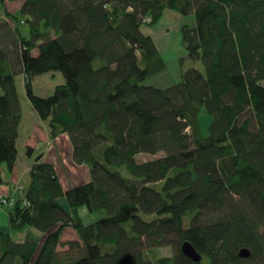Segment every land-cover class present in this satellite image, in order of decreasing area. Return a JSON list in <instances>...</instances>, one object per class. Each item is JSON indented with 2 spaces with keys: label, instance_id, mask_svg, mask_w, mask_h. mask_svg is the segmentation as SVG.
Instances as JSON below:
<instances>
[{
  "label": "trees",
  "instance_id": "obj_1",
  "mask_svg": "<svg viewBox=\"0 0 264 264\" xmlns=\"http://www.w3.org/2000/svg\"><path fill=\"white\" fill-rule=\"evenodd\" d=\"M165 10L192 17L181 42L201 70L157 88L143 83L166 65L140 26ZM5 16L0 166L11 172L16 162L21 75L48 138L66 134L90 179L64 191L35 157L8 212L12 231L29 232L22 241L0 232V264H264V0H24ZM51 72L64 83L34 95L32 79ZM200 113L211 117L205 135ZM81 207L100 217L84 224ZM66 228L76 239L61 241Z\"/></svg>",
  "mask_w": 264,
  "mask_h": 264
},
{
  "label": "rangeland",
  "instance_id": "obj_2",
  "mask_svg": "<svg viewBox=\"0 0 264 264\" xmlns=\"http://www.w3.org/2000/svg\"><path fill=\"white\" fill-rule=\"evenodd\" d=\"M0 8L2 12L3 7L1 6V4H0ZM192 22L193 19L190 16L184 17L179 15L175 11L165 10L163 12L162 17L159 19V21L156 24L154 25L143 24L140 26V31L143 34L151 37L162 60L166 65L164 70H162L161 72L155 75L148 77L144 81L143 83L144 85L154 86L157 88H165L179 82L181 80V75L184 70L188 68H196L201 70V63L199 61H192L187 57L186 51L181 42L180 26L183 24L191 25ZM21 29L23 30L24 28ZM32 56L33 58L37 56L35 51H32ZM101 65H102L101 60H95L93 62L94 68H98ZM14 83L24 119L19 124L18 139L16 142L17 161L15 162L16 163L15 167L17 168L16 169L17 178L14 182L11 181L10 172H8L5 166L2 165L1 172L2 173L5 172L6 174L5 184L6 186H8L10 192L12 193L14 192V195H11L10 192H8V190H4V191L0 190V196H7V197L12 196L9 197L10 202L8 203V206H4L0 204V232L8 234L15 241H22L24 239V236L29 231H27L26 229L22 232H14L11 230L8 222V212L11 209L10 206L12 205L11 199L14 202L17 198L20 197L19 192L22 194V189L25 188V186L27 185L26 183L29 179L28 169L30 168L31 164L34 162L35 157L40 155L41 162L49 163V161L47 157L43 158L41 153L35 151L34 144H31L33 142L32 139L26 142L28 144L27 146L22 147V143L27 138V135L30 132L29 125H31V120L28 117L30 112L33 113V110H31V106L24 93L21 75L15 76ZM63 83H64V79L59 72H51L34 77L31 81V88L34 95L40 97H47L52 94L56 86L61 85ZM210 122H211V117L208 114L200 113L198 115V123L203 135L206 134L207 127L209 126ZM42 135H43L42 133L41 134L39 133L40 139H42L43 137ZM47 138H48V132H47ZM54 139H51V141H53ZM48 140L50 139L48 138ZM51 141H47L45 143V146L50 144ZM56 147H57V151L55 152L57 153H54L53 151L52 152L53 154H51L52 156L51 159L53 160L56 159L55 161L56 162L58 161L60 164L59 168L62 173L63 188H68V186H72L84 182L88 175L86 168L82 167V168H77L76 170H71L70 168H68V163L64 158V156L66 157V155H68L71 150V145L68 136L66 134L64 136H61L57 140ZM26 148H30L31 156H29L26 153ZM157 156H160V154L155 156L139 154L136 156V161L144 162L151 160ZM74 174L76 180L75 179L69 180ZM58 202L65 209H68V205L64 197L58 199ZM78 211H79L78 214L84 224L92 223L100 217V214L98 213H89L85 207H81ZM30 232L34 233L37 237H39L40 241L43 239L44 235L39 234L38 232L35 231H30ZM73 239H76L74 232L70 228L64 229V231L61 234V241L65 242ZM65 249H66L65 247L58 248V250L61 252L65 251ZM158 254L161 256H167L169 255V250L166 248L160 249L158 251Z\"/></svg>",
  "mask_w": 264,
  "mask_h": 264
},
{
  "label": "crops",
  "instance_id": "obj_3",
  "mask_svg": "<svg viewBox=\"0 0 264 264\" xmlns=\"http://www.w3.org/2000/svg\"><path fill=\"white\" fill-rule=\"evenodd\" d=\"M23 1L24 0H15L13 2H4L3 4L0 3L1 6L3 7L2 12H1V8H0V19H6L5 10L8 13H10V14H17L19 12V8H20L21 4L23 3ZM28 118L31 120V125H29L30 132L27 135V138L22 143V147L27 146L28 144L26 142L29 141L30 139L33 140V142L31 144H34L35 151L38 152V153H41L43 158L47 157L49 163H51L53 165V167L55 169V172H56V175H57V177H58V179L60 181V184L62 186V189L64 191L69 189L70 187L77 186V185L84 184V183L88 182L89 179H90L89 178L88 168L86 166H83V165H75L72 162V160H71V150H70V153L68 155H66V157L64 156V158L66 159V161L68 163V168H70L71 170H76L77 168L85 167L86 170H87V174L88 175H87V178L85 179L84 182H82L80 184L68 186V188H63L62 173H61L60 168H59L60 164H59L58 161L57 162L55 161L56 159H54V160L51 159L52 158L51 154H53L52 153L53 151H54V153H57V152H55V151H57V147H56L57 140L61 136H64L65 134H61V135L57 136L53 141L48 140V138H47V130H46V123L41 121L34 112L33 113L30 112ZM23 119H24V117H23V112H22L21 122H22ZM18 133H19V127H18ZM39 133L43 134L42 135L43 136L42 139L39 138ZM17 139H18V137H17ZM17 139H16V142H17ZM47 141H51V142H50V144L45 146V143ZM15 166H16V163H15L12 171L10 172V178H11L12 182H14L16 180V178H17L16 177L17 176V171H16L17 168ZM66 168H67V166H66ZM1 170H2V165L0 166V173H1L0 175L2 176L1 183H0V190H3V191L4 190H8V192H10L8 186H6V184H5L6 174H5V172L2 173ZM73 179L76 180L75 174L69 180H73ZM64 180H65V178H64ZM66 180H67V178H66ZM26 184H28V181H27ZM10 194L14 195V192L13 193L10 192ZM19 195L21 196L20 192H19ZM9 197H12V196H9Z\"/></svg>",
  "mask_w": 264,
  "mask_h": 264
},
{
  "label": "water",
  "instance_id": "obj_4",
  "mask_svg": "<svg viewBox=\"0 0 264 264\" xmlns=\"http://www.w3.org/2000/svg\"><path fill=\"white\" fill-rule=\"evenodd\" d=\"M181 253L192 262H199L201 256L196 252L194 247L189 242H183L180 247ZM238 255L242 258H247L249 256V251L247 249H241Z\"/></svg>",
  "mask_w": 264,
  "mask_h": 264
},
{
  "label": "built area",
  "instance_id": "obj_5",
  "mask_svg": "<svg viewBox=\"0 0 264 264\" xmlns=\"http://www.w3.org/2000/svg\"><path fill=\"white\" fill-rule=\"evenodd\" d=\"M10 198L7 197V196H0V204L1 205H4V206H8V203L10 202L9 200ZM12 203H13V200L11 199ZM11 205V204H10Z\"/></svg>",
  "mask_w": 264,
  "mask_h": 264
}]
</instances>
